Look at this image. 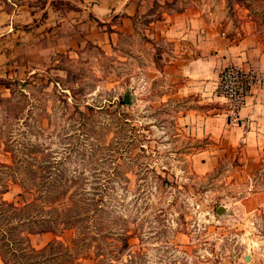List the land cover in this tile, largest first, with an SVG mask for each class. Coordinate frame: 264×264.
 Here are the masks:
<instances>
[{
	"label": "rangeland",
	"instance_id": "374dc122",
	"mask_svg": "<svg viewBox=\"0 0 264 264\" xmlns=\"http://www.w3.org/2000/svg\"><path fill=\"white\" fill-rule=\"evenodd\" d=\"M201 1L178 0L174 9ZM222 1L232 18L239 7L248 8L264 33V0ZM93 3L0 0V40L13 31L22 46L9 56L7 48L0 53V163L11 165L5 147L39 151L45 160L77 170L89 192L86 202L101 195L103 215L122 225L125 239H109L104 252L95 256L91 249L77 264H264V155L260 168L246 169L239 149L214 153L213 167L199 172L194 165L205 141L184 131L180 118L192 109L227 107L168 98L166 81L152 83L153 65L162 72L165 64L152 41L140 31L113 44L93 39L91 30L111 32L121 20L118 13L95 19ZM73 12L84 15L72 21L78 35L63 27ZM34 30L27 53V34ZM143 75L150 83L142 82ZM0 176L10 179L11 172ZM101 185L106 189L93 194ZM254 194L259 199L250 201ZM3 198L22 205L31 196L11 185ZM221 206L226 212L219 216ZM71 238V232L48 233L30 241L41 248Z\"/></svg>",
	"mask_w": 264,
	"mask_h": 264
},
{
	"label": "crops",
	"instance_id": "0c3cea01",
	"mask_svg": "<svg viewBox=\"0 0 264 264\" xmlns=\"http://www.w3.org/2000/svg\"><path fill=\"white\" fill-rule=\"evenodd\" d=\"M201 2L176 11L174 7L178 0H94L89 13L100 22L111 14L118 13L123 17L117 26H110L111 32H103L104 27L95 33L91 30L92 38L102 39L104 45L113 44L118 37L122 42L138 37L137 32L140 31L158 49L162 57L160 65L165 63L162 72L155 70V65L151 68L152 83L156 78L157 83L166 81L169 85L168 98H191L199 107L225 105L215 87L226 65L257 71L260 81L245 98L238 123L230 124L227 121L223 107L194 108L188 110L180 120L184 131L205 141L198 155L199 160L194 165L199 172H208L213 167L217 159L214 153L217 155L235 149L241 151L244 168H260L259 161L264 155V33L258 29L248 8L239 7L236 17L232 18L222 0ZM78 14L80 12H73L67 16L71 18L70 22L63 24L67 33L78 35L79 29L76 30L72 24L81 15ZM143 19L149 21L147 26L141 25ZM35 31L27 34L31 36V41L25 44L30 49L28 51L25 46L27 53L33 51L31 45L36 39ZM16 36L11 31L6 42L0 40V53L7 48L9 56L22 47H18L20 41L16 40ZM59 36L63 37L62 31ZM12 38L15 40L9 42ZM141 79L144 83H150L144 75ZM255 199H259L258 194H254L250 201Z\"/></svg>",
	"mask_w": 264,
	"mask_h": 264
},
{
	"label": "trees",
	"instance_id": "16d2710c",
	"mask_svg": "<svg viewBox=\"0 0 264 264\" xmlns=\"http://www.w3.org/2000/svg\"><path fill=\"white\" fill-rule=\"evenodd\" d=\"M117 139L121 142L122 137ZM4 152L10 155L11 165L0 163V175L8 169L11 177L0 176L2 264H77L91 254V249H96L95 256L104 252L109 239L118 243L125 239L122 225L103 215L107 208L101 203V195L86 202L84 196L89 192L83 188L86 184L77 180V170L62 167L56 159L45 160L42 152L35 150L5 147ZM11 185L31 199L22 205L6 201L3 196ZM102 186L92 189L93 194L102 193L106 189ZM64 232L72 233L69 243L53 239L35 248L30 241L32 236L50 233L60 237Z\"/></svg>",
	"mask_w": 264,
	"mask_h": 264
},
{
	"label": "built area",
	"instance_id": "2783aa9c",
	"mask_svg": "<svg viewBox=\"0 0 264 264\" xmlns=\"http://www.w3.org/2000/svg\"><path fill=\"white\" fill-rule=\"evenodd\" d=\"M259 81L260 74L252 69L228 64L221 70L215 88L227 107L225 114L229 123H238L245 98Z\"/></svg>",
	"mask_w": 264,
	"mask_h": 264
},
{
	"label": "water",
	"instance_id": "95a60500",
	"mask_svg": "<svg viewBox=\"0 0 264 264\" xmlns=\"http://www.w3.org/2000/svg\"><path fill=\"white\" fill-rule=\"evenodd\" d=\"M123 103L125 104V105H129V103H130V98H129V96L128 95H125L124 97H123ZM226 212V210H225V208L224 207H219L217 210H216V214L217 215H222L223 213H225ZM245 261H249V257H245Z\"/></svg>",
	"mask_w": 264,
	"mask_h": 264
}]
</instances>
